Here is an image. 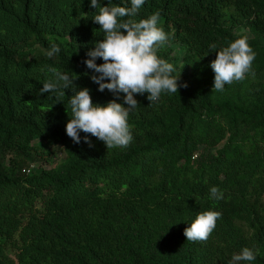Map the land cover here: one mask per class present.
Returning <instances> with one entry per match:
<instances>
[{
	"label": "trees",
	"instance_id": "16d2710c",
	"mask_svg": "<svg viewBox=\"0 0 264 264\" xmlns=\"http://www.w3.org/2000/svg\"><path fill=\"white\" fill-rule=\"evenodd\" d=\"M95 12L90 0H0V264H228L243 247L264 264V0H147L137 20L160 14L169 39L157 55L179 89L151 107L136 96L126 149L84 133L74 143V93L40 94L52 66L94 104L114 99L83 63L103 39ZM241 36L255 75L215 92L209 45ZM51 44L61 53L49 59ZM37 161L53 168L29 174ZM213 186L223 200L209 198ZM209 210L221 216L207 241H187Z\"/></svg>",
	"mask_w": 264,
	"mask_h": 264
},
{
	"label": "clouds",
	"instance_id": "9594fccd",
	"mask_svg": "<svg viewBox=\"0 0 264 264\" xmlns=\"http://www.w3.org/2000/svg\"><path fill=\"white\" fill-rule=\"evenodd\" d=\"M106 2L108 6H102L105 0H90L91 8L96 9L91 20L100 26L103 39L87 52L88 58L83 63L93 73L90 79L98 85V91L107 90L114 99L106 105L94 104L88 88L80 89L68 71L52 66L47 67L40 94L61 101L67 91L74 93L69 98L71 114L66 125V134L74 143H81V133H84L83 142L89 145L91 137H95L107 149H126L134 139L129 118L139 106L136 96L148 94L151 107L160 101L162 94L176 93L179 85L174 65L157 55L158 49L169 39L159 26L160 14L137 20L147 0ZM209 48L216 53L210 65L215 73V92L255 75L252 68L256 52L247 36L236 38L227 46L213 43ZM60 53L61 47L51 44L45 55L52 59ZM101 59L103 63L98 64ZM209 198L223 200L224 192L213 186L209 189ZM220 216V212L212 210L198 214L184 231L187 241H207ZM258 255L259 249L243 247L231 255L228 264H254Z\"/></svg>",
	"mask_w": 264,
	"mask_h": 264
},
{
	"label": "rangeland",
	"instance_id": "374dc122",
	"mask_svg": "<svg viewBox=\"0 0 264 264\" xmlns=\"http://www.w3.org/2000/svg\"><path fill=\"white\" fill-rule=\"evenodd\" d=\"M177 52L179 53V54H184V48H183V46H181V47H177ZM61 157V156H60ZM58 160H59V158H58ZM31 166H34V167H36V170L35 171H37L39 168H45V169H51V168H53V167H51L50 165H47V164H45L43 161H37V162H35L34 164H32ZM9 255L11 256V257H14L15 256V253H16V251L14 250V249H12V248H10L9 249Z\"/></svg>",
	"mask_w": 264,
	"mask_h": 264
},
{
	"label": "built area",
	"instance_id": "2783aa9c",
	"mask_svg": "<svg viewBox=\"0 0 264 264\" xmlns=\"http://www.w3.org/2000/svg\"><path fill=\"white\" fill-rule=\"evenodd\" d=\"M35 170V167L34 166H31L28 173L30 174L31 172H33Z\"/></svg>",
	"mask_w": 264,
	"mask_h": 264
}]
</instances>
